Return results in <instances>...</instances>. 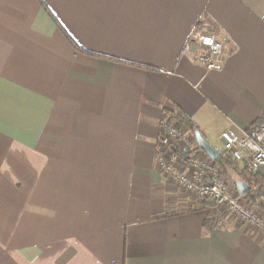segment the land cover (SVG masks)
<instances>
[{
	"label": "crops",
	"instance_id": "0c3cea01",
	"mask_svg": "<svg viewBox=\"0 0 264 264\" xmlns=\"http://www.w3.org/2000/svg\"><path fill=\"white\" fill-rule=\"evenodd\" d=\"M176 110L220 148L261 121L264 0H0V264H264L262 233L207 229L161 172Z\"/></svg>",
	"mask_w": 264,
	"mask_h": 264
},
{
	"label": "built area",
	"instance_id": "2783aa9c",
	"mask_svg": "<svg viewBox=\"0 0 264 264\" xmlns=\"http://www.w3.org/2000/svg\"><path fill=\"white\" fill-rule=\"evenodd\" d=\"M193 39L203 49L199 62L207 71L222 69L224 46L205 27H198ZM220 139L223 147L216 150L232 155L245 164L249 174L250 193L260 203L262 213L252 206V199L245 204V196L238 191L230 194L219 166L201 151L194 135L184 132L182 126L163 117L160 121V138L155 145L157 164L161 172L179 188L197 195L203 206L214 209L219 217L227 216L258 230L264 235V126L251 135L233 130L225 131ZM227 212V215L224 213Z\"/></svg>",
	"mask_w": 264,
	"mask_h": 264
},
{
	"label": "trees",
	"instance_id": "16d2710c",
	"mask_svg": "<svg viewBox=\"0 0 264 264\" xmlns=\"http://www.w3.org/2000/svg\"><path fill=\"white\" fill-rule=\"evenodd\" d=\"M167 116L174 122L179 123L183 129H185L186 131H189L191 134H195V132L199 131L198 128L194 125V123L192 122V120H190L187 116H185L182 112H180L179 110H176L174 112H168ZM264 126V116L261 119V121H259V123L249 132V135H251L253 133L254 130H256L257 128ZM215 164L217 166H219L224 172L225 174H229V171L231 173H234L238 176L239 180L242 182H249V174L247 172L248 167L244 166V168L240 169V163L237 162L232 155L224 153L217 162H215ZM245 197L251 198L252 199V203L253 205L256 206H261L260 203L256 200L253 199L251 196V193H247L245 195ZM211 208V207H210ZM214 210V209H213ZM211 209V212H213V214L211 215V217L206 221L205 226L207 227V229H211L214 225V222L216 221V217L218 216L216 212H214Z\"/></svg>",
	"mask_w": 264,
	"mask_h": 264
},
{
	"label": "water",
	"instance_id": "95a60500",
	"mask_svg": "<svg viewBox=\"0 0 264 264\" xmlns=\"http://www.w3.org/2000/svg\"><path fill=\"white\" fill-rule=\"evenodd\" d=\"M194 138L198 148L203 151L211 161L217 162L219 160V158L222 156V152L216 150V148L205 139L200 131L195 132ZM235 187L239 196L242 197L250 191V186L246 182L238 181L235 183Z\"/></svg>",
	"mask_w": 264,
	"mask_h": 264
},
{
	"label": "rangeland",
	"instance_id": "374dc122",
	"mask_svg": "<svg viewBox=\"0 0 264 264\" xmlns=\"http://www.w3.org/2000/svg\"><path fill=\"white\" fill-rule=\"evenodd\" d=\"M182 130L184 131V132H188V131H186L185 129H183L182 128ZM193 135V134H192ZM240 165V169H242V168H244V166H246L245 164H242V163H240L239 164ZM220 168V167H219ZM221 169V168H220ZM221 171H222V174H223V179H224V181H225V183L227 184V187L229 188V192H230V194H234V193H236V187H235V182H237V181H240L239 180V178H238V176L236 175V174H234V173H231L230 171H229V174L227 175V174H225V172L221 169ZM192 194V193H191ZM193 196H194V198L197 200V201H202L201 199H199V197H197V195H195V194H192ZM248 197H246L245 198V204L247 205V206H249V204L250 203H248ZM252 206L253 207H255V208H257V209H259V210H257L258 211V213H262L263 212V210H261L260 208H259V206H256V205H253L252 204ZM227 212H225L224 213V215H227L226 214ZM228 216V215H227Z\"/></svg>",
	"mask_w": 264,
	"mask_h": 264
}]
</instances>
